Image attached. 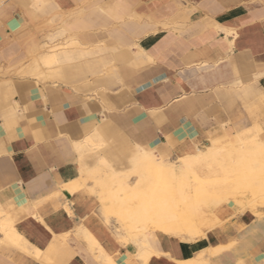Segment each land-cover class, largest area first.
I'll use <instances>...</instances> for the list:
<instances>
[{"label":"crops","instance_id":"0c3cea01","mask_svg":"<svg viewBox=\"0 0 264 264\" xmlns=\"http://www.w3.org/2000/svg\"><path fill=\"white\" fill-rule=\"evenodd\" d=\"M58 1L33 17L0 0V264H264L251 210L139 235L110 182L145 152L180 164L236 135L264 144V0ZM50 36L94 53L64 77L39 61Z\"/></svg>","mask_w":264,"mask_h":264},{"label":"rangeland","instance_id":"374dc122","mask_svg":"<svg viewBox=\"0 0 264 264\" xmlns=\"http://www.w3.org/2000/svg\"><path fill=\"white\" fill-rule=\"evenodd\" d=\"M17 1L18 4L23 9L26 7L30 11V9L32 8L31 9L32 11H30V13L33 17L39 16L38 13L44 12L47 9H53V8L55 9L57 6H60L59 1L57 2L56 5L47 4L46 3L47 0H17ZM68 34L65 33V35L69 37L72 34V32H69ZM49 38H50V44L52 43L53 45H49V46L42 45V50L41 53L39 54V61L43 65V67L55 68L54 73H58L59 75H62L64 77L68 76L66 70L68 68H72L71 64L75 63V61L78 58L82 57L83 55H89L94 53L93 46L83 47L79 43L77 46L76 44L72 43L75 42L76 40L65 44H61V42H59L58 45L53 43V36H50ZM51 54H55L56 58L53 64L48 65L46 64V62L47 60H49L48 55ZM86 70L93 71L92 64H87ZM230 144H233L237 148H240L239 153H241L242 156L238 158L237 157L238 154L237 155L234 154L232 157V161L234 163L231 164L232 166L227 165L223 169L220 168L219 172L221 171L222 172V173L220 172L221 174L220 173L217 175L213 173L201 174L198 171L194 170L191 172H183L180 175L179 179H177L176 181H168L164 177L165 175L158 173L155 166H149L146 167V169L143 172L145 176L150 177L146 182L141 180L143 178V175L137 171H134L133 175L129 176L128 178L127 177L121 178L118 176L119 179L118 177L116 179L115 178L111 179L110 182H113V184L118 186L119 188V190L117 191V195L119 196V197L117 196V198L119 199V201L122 202L121 200H124V202H126L127 200H129V202H131L130 204H133L127 207L123 206V208L121 209L119 208L120 209L119 212H123L122 215H118L120 221L122 220L123 223L125 222L124 220L130 221L133 224L134 232L139 235H146L154 230L161 231L164 226H167L172 222L177 223V221H180V219L178 218L180 214H177L175 220H172L170 222L168 220L167 221L165 220L166 218L163 216V213L167 208V206L165 205L163 206L159 204L158 203L159 200L157 201L153 199L151 196H149L151 195L150 192L152 190H158L161 191L162 194L168 193L172 195L171 199L173 201H170L171 202L170 206L175 207L177 209L176 210L177 213H179L181 208L200 206L202 212L201 215L200 214L195 215L192 221L188 223V228L193 230L194 232L199 231L202 228L208 229L218 225L219 222L210 221L209 216H215L223 206H227L229 204H234L242 212L251 210L258 218H263L264 217V158L262 157L259 158L257 155H254L255 152L252 150L251 144L249 142H242L241 145H244L242 147L241 145H239L240 143H237V141L228 142L225 144L217 143V146H219L220 148H228ZM205 149L206 147L203 148V150ZM179 162L181 163L182 161L179 160ZM235 163L238 164L237 167ZM166 164L169 165L171 163H166ZM154 165L158 166V164L156 163ZM172 165H174L175 168H178L180 164L173 163ZM225 168H228V170L230 169V172L226 171ZM188 174L190 175L188 176ZM132 177L134 179L133 180L134 184L133 187L130 189L128 188V185H126V183H129ZM163 177L165 179H163ZM188 177L190 178L188 179ZM250 178L253 179L250 180ZM121 188L124 189L121 190ZM126 188L128 189L126 190ZM183 193L186 194V198H183L182 195ZM139 194H140V198H139ZM133 197H136V199ZM140 200H142V202ZM147 205L150 207V209H148L149 207ZM157 206L159 208H157ZM123 215H125V218ZM197 220L199 221L197 222ZM187 222L188 221H185L184 224L187 225Z\"/></svg>","mask_w":264,"mask_h":264},{"label":"bare ground","instance_id":"6f19581e","mask_svg":"<svg viewBox=\"0 0 264 264\" xmlns=\"http://www.w3.org/2000/svg\"><path fill=\"white\" fill-rule=\"evenodd\" d=\"M72 43H74V44H76L77 46H78V43L75 41V42H72ZM67 45V44H66ZM68 46V45H67ZM54 48V47H53ZM66 48V47H65ZM56 53V52H55ZM57 53H58V51H57ZM47 56V55H46ZM55 54H51V55H48V61H51V60H53V63H54V60H55ZM46 58V57H45ZM51 64V63H50ZM252 128V127H251ZM260 128V127H259ZM262 128V127H261ZM261 130V129H260ZM253 131H254V129H253ZM264 131V130H263ZM254 134V133H253ZM258 134H260V133H258ZM233 135V134H232ZM244 136V135H243ZM258 137V136H257ZM257 137L256 138H254V137H247L246 135L244 136V137H242L241 135H236L235 136V138H236V140L235 141H237V143H240L239 145H241L242 144V142H249L250 144H251V147H252V150L255 152V154L254 155H257L259 158H264V144L260 141V143L259 142H257L256 141V139H257ZM259 139V138H258ZM210 143V142H209ZM211 144V143H210ZM235 144V143H234ZM244 144V143H243ZM246 144H248V143H246ZM242 146H244V145H241V147ZM143 150V149H142ZM252 151V152H253ZM240 152V148H237L236 146H234L233 144H230V146L228 147V148H220L219 146H217V143L216 142H214L211 146L209 145L208 147H206V149L205 150H203V151H200V152H198V154H196V155H193V156H188V157H186V158H183V159H181V163H180V165H179V167L178 168H175L174 167V165H172V164H169V165H167L166 163L165 164H160V165H158V166H156V165H154L156 162H154V160L155 159H153V156L155 155H150V154H148V153H144L141 157H140V159L135 163V167H136V171L137 172H140L142 175H143V178L141 179L142 181H144V182H146L150 177H148V176H145V174L143 173L144 172V170L146 169V167H149V166H155V168L157 169V171H158V173L160 174H162V175H165L164 177L168 180V181H176L177 179H179V177H180V175L183 173V172H191V171H194V170H196V171H198L199 173H213V174H215V175H217V174H219L220 172H219V170H220V168H224L225 166H227V165H230V166H232L231 164L232 163H234L233 161H232V157H233V155L234 154H238L237 155V157L239 158V157H241L242 155H241V153H239ZM249 152H250V150H249ZM142 153V152H141ZM135 158V157H134ZM137 158V157H136ZM237 158V159H238ZM103 161H106V160H103ZM103 163V162H102ZM106 163V165H108L107 164V162H105ZM156 164H158V163H156ZM236 164V167L238 166V164L237 163H235ZM103 165V164H102ZM134 167V168H135ZM233 168V167H232ZM257 168V167H256ZM82 169V168H81ZM80 169V170H81ZM221 169V170H222ZM226 169V171H229L230 172V169L228 170V168H225ZM235 169V168H234ZM83 170V169H82ZM232 170V169H231ZM226 171H224V172H226ZM88 173V172H87ZM89 173H91V172H89ZM222 173V172H221ZM220 173V174H221ZM108 174V173H107ZM128 174V173H127ZM187 174V173H186ZM94 175V174H93ZM116 175V174H115ZM138 175V174H137ZM185 175V174H184ZM190 174H188V176H189ZM86 176H88L89 177V174L88 175H86ZM95 176V175H94ZM110 176V175H109ZM161 176V175H160ZM115 177V176H114ZM139 177H141V176H139ZM138 177V178H139ZM163 177V179H165ZM112 178V177H111ZM159 178V177H158ZM190 177H188V179H189ZM99 179V178H98ZM102 179V178H101ZM118 179H119V177H118ZM161 179H162V177H161ZM253 178H250V180H252ZM103 180V179H102ZM107 180H109V178L107 179ZM255 180V179H254ZM254 180H253V182H254ZM80 181V180H79ZM84 181H85V179H84ZM104 181H105V178H104ZM104 181H103V184H104ZM159 181V180H158ZM157 181V182H158ZM194 182V181H193ZM83 183V182H82ZM111 183H113V182H111ZM115 183V182H114ZM121 183V182H120ZM110 184V183H109ZM126 185H128V184H126ZM104 186V185H103ZM106 186V185H105ZM109 186V185H108ZM122 189H124V188H121V190ZM103 190V189H102ZM105 191V190H104ZM107 191V190H106ZM109 191V190H108ZM134 194V193H133ZM132 194V195H133ZM150 194L151 195H149V196H151L153 199H155V200H159L158 201V203L159 204H161V205H165V206H167V208L165 209V211H164V213H163V216L166 218L165 220L167 221H172V220H175L176 219V216H177V214H180L179 215V219H180V221H177V223L176 222H172L171 224H169V225H167V226H164L163 228H162V230L161 231H163V232H166V233H169V234H179V235H181V236H191L192 235V233L194 234V231L193 230H191V229H189L188 228V223L189 222H191L192 221V219L195 217V215H198V214H200L201 215V207L200 206H197V207H185V208H181V210L179 211V213H177L176 212V208L175 207H172V206H170V201H173L171 198H172V195H170V194H165V193H161V191H158V190H152L151 192H150ZM188 194V193H187ZM95 195V194H94ZM136 195V194H135ZM183 195V198H186V194L185 193H183L182 194ZM238 195V194H237ZM118 196V195H117ZM130 196V195H129ZM188 196V195H187ZM119 197V196H118ZM137 197H138V195H137ZM142 197V196H141ZM147 197V196H146ZM133 198H135L136 199V197H133ZM139 198H140V194H139ZM138 198V199H139ZM144 198V197H143ZM148 198V197H147ZM189 198V197H188ZM137 199V200H138ZM149 199V198H148ZM143 200V199H142ZM142 200H140L141 202H142ZM145 200H146V198H145ZM122 201V200H121ZM237 203V202H236ZM149 204V203H148ZM140 205V204H139ZM148 206V205H147ZM162 206V207H163ZM149 207V206H148ZM152 207H153V205H152ZM241 207V206H240ZM142 208V207H141ZM157 208H159L158 206H157ZM148 209H150V207L148 208ZM120 210V209H119ZM119 210H118V212H119ZM131 210V209H130ZM154 210V209H153ZM141 211V210H140ZM156 211H157V209H156ZM125 213H127V212H125ZM132 213H134V212H132ZM123 214V212H119L118 213V215H122ZM152 214H153V212H152ZM160 214V213H159ZM133 215H135V214H133ZM146 215V214H145ZM203 215V214H202ZM124 216V218H125V215H123ZM147 216V215H146ZM157 216V215H156ZM148 217V216H147ZM152 217V216H151ZM161 217V216H160ZM123 218V217H122ZM126 218H128V217H126ZM158 218V217H157ZM202 218V217H201ZM139 219V218H138ZM161 219V218H160ZM159 219V220H160ZM164 219V218H163ZM199 219V218H198ZM203 219V218H202ZM200 220V219H199ZM199 220H197V222L199 221ZM125 221V220H124ZM142 221V220H141ZM185 221H188L187 222V225H185L184 224V222ZM132 222H133V220H132ZM136 222V221H135ZM156 223V222H155ZM159 223V222H158ZM6 225H8V223L6 224ZM3 226V225H2ZM9 226H7V228H8ZM155 227H158V226H155ZM160 227V226H159ZM2 229V228H1ZM161 229V228H160ZM13 230V229H12ZM5 232V231H4ZM8 232V231H7ZM85 232V231H84ZM8 233H10V234H12L11 233V231L10 232H8ZM9 235V234H8ZM13 235H14V233H13ZM13 235H10L9 236V238L10 237H13ZM18 237V236H20L19 234L18 235H15V237ZM16 239H18V238H16ZM23 240V239H22ZM90 240V239H89ZM13 241H14V239H13ZM16 241V240H15ZM14 241V242H15ZM21 241V240H20ZM20 241H18V242H16V243H19ZM25 242V241H24ZM18 247V246H17ZM36 255H37V253H36ZM38 256V255H37ZM148 258V257H147ZM41 262V261H40ZM43 263V262H42Z\"/></svg>","mask_w":264,"mask_h":264}]
</instances>
